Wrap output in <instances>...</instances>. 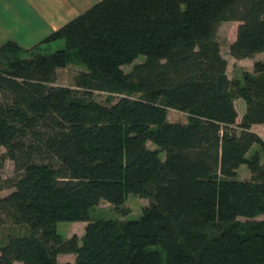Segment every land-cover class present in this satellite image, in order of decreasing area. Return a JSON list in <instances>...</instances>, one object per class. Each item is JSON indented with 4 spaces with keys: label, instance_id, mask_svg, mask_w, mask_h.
<instances>
[{
    "label": "trees",
    "instance_id": "obj_1",
    "mask_svg": "<svg viewBox=\"0 0 264 264\" xmlns=\"http://www.w3.org/2000/svg\"><path fill=\"white\" fill-rule=\"evenodd\" d=\"M229 22L233 59L264 52V0H101L40 42L62 49L20 59L0 47V167L14 165L0 227L28 231L0 245V264H264V140L251 131L264 125V62L228 78L217 29ZM73 61L85 71L56 86ZM129 195L148 202L137 219L92 218ZM58 223H85L83 237Z\"/></svg>",
    "mask_w": 264,
    "mask_h": 264
},
{
    "label": "rangeland",
    "instance_id": "obj_2",
    "mask_svg": "<svg viewBox=\"0 0 264 264\" xmlns=\"http://www.w3.org/2000/svg\"><path fill=\"white\" fill-rule=\"evenodd\" d=\"M68 3V2H67ZM78 4L75 5L76 11L81 14L94 5L96 2H89L88 0L76 2ZM82 4V5H81ZM80 14V15H81ZM63 14L59 13L57 18L53 20H48L43 18L41 23L37 22V28L32 29L29 25L31 23L32 14L30 11H27V33L21 34H13L14 38H17L18 45L22 49L19 53L18 57L20 59H29L31 56L37 52L40 54H50L55 52L58 49L63 48V42L56 41L49 44H40L47 36H49L52 31H57L63 25V22L67 20ZM77 17V16H76ZM75 18V17H74ZM73 19V18H71ZM33 20V18H32ZM238 24L235 22L222 23L219 25L217 29V41L220 45L221 55L227 62L226 74L229 79L240 80L242 78L243 73L247 72L250 75L254 76L253 67L256 62H264V52L255 54L252 58L243 59V60H235L229 55V46L235 41L236 31ZM22 28V27H21ZM39 45V46H38ZM38 46L36 49H34ZM143 58H138L134 61V63L130 66L123 67V71L128 73L131 68L141 62ZM85 71L83 65L71 62L66 65L65 68L57 70V80L55 82L56 86H64V87H72L74 78L81 72ZM94 101L100 104H113L117 101L118 96L114 94L107 93H98L95 92L92 95ZM234 106L241 115L243 109H245V103L243 100L238 99L234 102ZM187 119V115L185 113H180L176 111H168V120L169 122H179L183 123ZM237 121H240V116H238ZM264 126L255 127L254 131L258 134H261L262 138H264ZM150 149H153L151 144L148 145ZM5 153L4 150L1 151ZM258 153L260 158V163H262V152L259 147L253 146L252 149L247 154L249 159L252 156ZM14 175V165L10 160L5 159L0 167V183L3 180L10 179ZM251 178V173L246 165L241 166L237 172V180L240 181H249ZM11 190L4 189L0 191V199L7 196ZM148 204L147 200L136 196L129 195L126 198L124 205L121 208H115L111 204L106 201H101L100 204L92 210L91 216L94 220H135L137 219L143 210L144 207ZM258 220H264V215L259 216ZM243 221V220H241ZM85 224L83 223H58L57 224V233L63 238H71L73 235H76L80 240L84 234ZM28 233L25 226H17L11 222H6L4 225L0 227V245H3L6 242V239L11 234H25ZM65 259L60 260L59 264H63L64 261L73 262L75 257H64Z\"/></svg>",
    "mask_w": 264,
    "mask_h": 264
},
{
    "label": "crops",
    "instance_id": "obj_3",
    "mask_svg": "<svg viewBox=\"0 0 264 264\" xmlns=\"http://www.w3.org/2000/svg\"><path fill=\"white\" fill-rule=\"evenodd\" d=\"M80 1L85 0H0V47L9 42L15 43L17 45L19 44L17 38L13 37V34L18 35L21 33H27L26 20L28 10L32 14L31 23H29L32 29L37 28V22H39L40 24L43 18L51 21L54 18H57L59 16V13L63 14L62 16L67 15L65 16L67 20L64 21L62 25L64 26L72 20L71 18L74 19V17L76 18V16H79L81 14L80 12H77L75 8V5L78 4L76 2ZM88 1L97 3L101 0ZM244 113L245 109H243L241 115H239V113L237 112L238 116H240V121ZM262 126L264 125H255L251 128V131L256 133L262 140H264L261 134H258L254 131L255 127ZM70 256L75 257L74 255H59L58 262H60V260L62 259H65L64 257L68 258ZM67 262L70 261H64V263Z\"/></svg>",
    "mask_w": 264,
    "mask_h": 264
}]
</instances>
